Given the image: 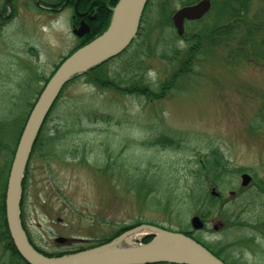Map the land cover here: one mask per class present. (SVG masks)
<instances>
[{
	"label": "rangeland",
	"instance_id": "374dc122",
	"mask_svg": "<svg viewBox=\"0 0 264 264\" xmlns=\"http://www.w3.org/2000/svg\"><path fill=\"white\" fill-rule=\"evenodd\" d=\"M4 1L0 10L8 14ZM187 1L152 0L135 46L106 63L111 77L147 65L141 73L155 98L126 91V84L115 89L79 76L58 100L43 138L55 127L61 132L31 158L22 192L27 232L46 254L94 248L121 225L139 221L191 229L192 216L207 209L205 241L233 243L229 251L237 260L264 264V188L257 184L264 180V58L249 43L244 50L250 58L235 56L237 39L221 33L216 44L204 40L208 49L194 57L190 73L172 82L189 44L171 18L163 21L162 9L169 5L167 18ZM224 1L215 0L202 21L187 22L188 32L231 23L264 38V0H250L243 20L217 16ZM34 2L15 0L13 14L0 16V140L8 143L57 65L80 42L70 9L46 14ZM170 82L173 87L162 91ZM213 150L232 168L219 180L208 164ZM242 171L253 176L248 186L241 184ZM214 186L222 196L210 209ZM217 223L224 225L214 230ZM57 236L76 240L60 244ZM4 246L0 241V257Z\"/></svg>",
	"mask_w": 264,
	"mask_h": 264
},
{
	"label": "water",
	"instance_id": "95a60500",
	"mask_svg": "<svg viewBox=\"0 0 264 264\" xmlns=\"http://www.w3.org/2000/svg\"><path fill=\"white\" fill-rule=\"evenodd\" d=\"M147 1L120 0L115 7H111L114 14L108 29L60 64L30 112L13 158L6 191L8 227L18 251L30 264H141L149 262L226 264L192 237L182 232L165 229H161V233L155 234L150 242L142 245L116 246L110 243L74 254L52 257L42 253L31 243L23 225L20 203L22 182L34 144L48 114L70 80L121 53L131 44L139 31ZM211 7V0H200L175 11L173 21L178 33L184 34L186 19L201 18ZM80 30L82 29H75V32L82 34ZM241 176L244 186L248 185L253 178L248 172H244ZM211 192L213 195H220L215 187ZM191 224L195 229L205 226V222L199 215L192 217ZM219 227L220 225H215L216 229ZM160 235L166 237V243H172L173 246H162L158 240ZM56 240L64 242L67 238L61 236Z\"/></svg>",
	"mask_w": 264,
	"mask_h": 264
},
{
	"label": "trees",
	"instance_id": "16d2710c",
	"mask_svg": "<svg viewBox=\"0 0 264 264\" xmlns=\"http://www.w3.org/2000/svg\"><path fill=\"white\" fill-rule=\"evenodd\" d=\"M118 0H114L113 4H116ZM196 0H188V3H192ZM89 3V2H88ZM151 3V0L148 3ZM224 3H226V6L224 7V9H222V11L226 13V15H229L231 17H240L241 16V20H243L246 17V12H249V3L250 0H226L224 1ZM101 11H100V15L98 20L96 21V25L97 28L95 29V32L93 35H91L87 40L94 38L96 35L102 33L108 26L109 22H110V18H111V12L109 11V9L104 5V3L101 2ZM166 3L162 9L163 14V21L164 19H169L170 18V14L167 15L166 18V13L165 11L170 9L169 5ZM161 9V7H160ZM227 23V22H226ZM233 24L228 23V24H215L212 25L211 28H209V30L206 31H198L197 34H195L193 36V38H191V41L189 43V48L186 50V53L182 54V60H181V64H180V69L178 71H176L173 74L172 77V82L173 81H177V78L179 76L184 75L191 67L192 63H193V59L194 57L200 53L201 51H204L205 49V44H203L204 40L210 39L213 41L214 44L218 43L219 40V34L221 33H228V34H232V36L234 37V39H237V43L239 44V47H237L235 49V53L234 55L240 58H250V54L247 56L245 50H244V45L246 43H249L251 45V47L259 54L260 53V57L264 58V38H262L260 36V34L257 32H253L250 28L246 29V32L244 30H241L238 26L233 28L232 27ZM229 28V30H225L224 28ZM192 42V44H191ZM254 56H258L255 53H253ZM106 63H102L100 65H97L93 68H91L89 71L85 72L84 75L82 76H87L88 79L101 84V85H105V86H111L115 89H123L122 86L123 84H126L125 86H127L130 90H128L127 87H124L126 89V91L129 92H139L142 93V95H146L149 97H156V93L154 91H152V89H150L149 87L145 86L144 84L146 83V79L143 75V70L147 67V65H137L136 66V71L139 73H127L125 76H122V73L120 71L115 72V77H111L108 75V73H105V68H106ZM117 76V77H116ZM79 77V76H78ZM77 78V77H76ZM148 80V79H147ZM142 85L144 87H142ZM174 84H172L171 82L169 83V85L163 87L162 86V91L167 90V87L171 88L173 87ZM123 89V90H125ZM154 97V98H155ZM34 103H32L30 105V109L33 106ZM55 108V107H54ZM26 113V115L24 116V118L22 119V124L19 127V130L17 131V133L14 134V141L8 143L7 141H1L0 140V146H2L3 148L0 149V153L2 154L5 151V155H2L3 157V165L2 167H0V241H2L5 244V248L4 251L6 252L3 253V255L0 257V264H29L27 261L24 260V258L21 256V254L19 253V251L17 250L14 241L12 239V236L9 232L8 229V223H7V219H6V204H5V199H6V189H7V181H8V175H9V170H10V166H11V162L13 159V156L15 154L16 151V147L18 144V141L20 139L22 130L24 128L25 122L27 120V117L29 115V111ZM54 110V109H53ZM52 110V112H53ZM52 113H50L48 119L50 118ZM100 116V115H98ZM48 119L46 121V124L48 122ZM45 124V126H46ZM44 126V128H45ZM43 128V130H44ZM43 130L40 134V136L38 137L35 146H34V155L41 150L42 147H44L45 145L49 144V143H54L55 144V139L58 138V134L59 132H61V128L60 127H55V134L53 136H50V138H43ZM5 135H10V137H12L11 135H13L12 131H4ZM2 138V137H0ZM166 141V140H165ZM160 142H164V141H160ZM46 156L47 153H46ZM229 162L227 161V159L225 158V156L223 155V153L219 150H213L212 151V157L208 160V164L210 165V167L213 169V177L216 180H219V178L222 176L223 173H225L226 171H228L229 169ZM235 170V169H234ZM27 184V179H24L23 185L24 187H26ZM257 184L260 187L264 188V180L259 179L257 180ZM195 197V194H194ZM197 197V196H196ZM195 197V198H196ZM199 198V197H198ZM196 198V199H198ZM218 198L216 197H209L208 199V204L209 206H214V203L217 202ZM197 202V201H196ZM201 214L203 215V217H207L210 215L209 210L205 209L201 212ZM131 226H123L121 227L118 231H116V233L113 234V236L111 238H108L107 240H105V242L111 240L112 238H114L115 236L123 233L125 230L129 229ZM186 233L193 236L194 238H196L198 241L203 242L204 244H206L215 254H217L219 257H222L225 261H227V263L229 262V257L227 256V251L229 250L230 246L233 243H220L218 245H211L209 242L205 241L201 234H195L194 231H188L186 230ZM248 240H251V238H249ZM150 264H156V263H150ZM230 264H233V261H231ZM238 264H243V262H238Z\"/></svg>",
	"mask_w": 264,
	"mask_h": 264
},
{
	"label": "flooded vegetation",
	"instance_id": "af4514ba",
	"mask_svg": "<svg viewBox=\"0 0 264 264\" xmlns=\"http://www.w3.org/2000/svg\"><path fill=\"white\" fill-rule=\"evenodd\" d=\"M15 0H5L4 3L8 7V14L4 10H0V16L9 17L13 14L12 7ZM89 2V3H88ZM101 2L111 10L114 0H35V6L46 14L61 12L70 9L73 28L83 25L86 32L80 40H86L94 34L97 28L96 21L101 11Z\"/></svg>",
	"mask_w": 264,
	"mask_h": 264
},
{
	"label": "bare ground",
	"instance_id": "6f19581e",
	"mask_svg": "<svg viewBox=\"0 0 264 264\" xmlns=\"http://www.w3.org/2000/svg\"><path fill=\"white\" fill-rule=\"evenodd\" d=\"M148 231H155L156 233H161L160 232V230H157V229H154V228H149V227H142V228H138V229H136V230H134V231H131L130 233H127L126 235H124L123 237H121L120 239H118L115 243H114V245H116V246H125V245H129V243H130V239L131 238H133V237H136V236H138V235H140V234H144V233H146V232H148ZM159 242L161 243V245L163 246H173V244L172 243H169V244H167L166 242H167V238L166 237H164V236H162V235H160V237H159ZM72 259V258H71Z\"/></svg>",
	"mask_w": 264,
	"mask_h": 264
}]
</instances>
